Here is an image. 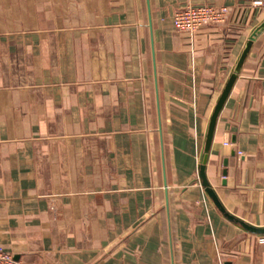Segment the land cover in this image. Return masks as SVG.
I'll list each match as a JSON object with an SVG mask.
<instances>
[{
	"label": "crops",
	"instance_id": "obj_1",
	"mask_svg": "<svg viewBox=\"0 0 264 264\" xmlns=\"http://www.w3.org/2000/svg\"><path fill=\"white\" fill-rule=\"evenodd\" d=\"M250 3L0 0V248L20 264H264V30L209 147L222 210L199 169L264 20ZM187 5L229 18L179 32Z\"/></svg>",
	"mask_w": 264,
	"mask_h": 264
},
{
	"label": "built area",
	"instance_id": "obj_2",
	"mask_svg": "<svg viewBox=\"0 0 264 264\" xmlns=\"http://www.w3.org/2000/svg\"><path fill=\"white\" fill-rule=\"evenodd\" d=\"M250 4L252 8L261 7L264 5V0H251ZM229 14L230 9L227 6L187 5L174 13L172 24L177 31L194 35L204 27L224 25ZM258 243L264 244V237L260 238ZM0 264L20 263L15 261L11 253L0 248Z\"/></svg>",
	"mask_w": 264,
	"mask_h": 264
},
{
	"label": "water",
	"instance_id": "obj_3",
	"mask_svg": "<svg viewBox=\"0 0 264 264\" xmlns=\"http://www.w3.org/2000/svg\"><path fill=\"white\" fill-rule=\"evenodd\" d=\"M264 30V20L251 32L250 36L248 37L246 43H245V46L242 50V52L240 53L237 61H236V64H235V67L232 71V73L230 74V76L228 77V79L226 80L218 98H217V101H216V104L214 106V109L212 111V114L209 118V121H208V126H207V130H206V135H205V149H204V152L202 154V157H201V165L199 167L200 169V178L202 179V182H203V187H204V190L206 191V193L208 194V196L213 200V202L215 203V205L220 208V204L218 203L213 191L210 189L206 179H205V175H204V171H205V166H206V163H207V160H208V153H209V147H210V144H211V141H212V137H213V133H214V130H215V127H216V123H217V119H218V116L230 94V91L233 87V84L236 80V76L240 70V68L242 67L249 51H250V48L252 46V43L253 41L255 40V38L260 35L262 33V31ZM223 174L225 175L226 174V171L223 172ZM222 210V208H220ZM228 218L230 220H232L231 217L228 216ZM241 226H243L244 228L247 229V227L244 225V224H240Z\"/></svg>",
	"mask_w": 264,
	"mask_h": 264
}]
</instances>
